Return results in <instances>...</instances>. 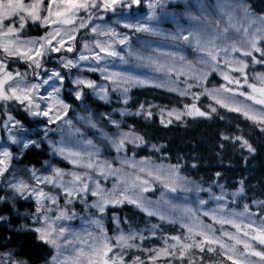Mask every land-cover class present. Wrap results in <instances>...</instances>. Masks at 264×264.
<instances>
[{
	"label": "snow or ice",
	"instance_id": "1",
	"mask_svg": "<svg viewBox=\"0 0 264 264\" xmlns=\"http://www.w3.org/2000/svg\"><path fill=\"white\" fill-rule=\"evenodd\" d=\"M168 0H148L147 6L151 10L147 19L149 21L156 19V9L163 8L167 4ZM141 0H47V7L44 5V0H0V51L4 54V59H0V102L5 105V112L7 104L9 102L19 103L25 111L32 116H43L47 118L48 124H56L58 121L62 124L69 126L70 132L80 134L79 129H74L71 120H65L68 112V105L58 98L60 89L56 86H52V91L48 93V96H42L38 93L43 85L49 83L53 78L63 81V77L59 72L53 71L51 76L47 79H43L41 84L27 83L26 73L22 74L19 71L13 73L8 71V59H18L22 62H26L29 68L35 70L43 67L42 59L49 55V53L60 52L65 47L66 40L68 42L76 39V33L79 29L89 27L91 21L96 18V11L100 12H115L117 7L129 8L132 5H139ZM189 7V6H186ZM201 17L204 20L208 19V13L204 5H199ZM239 10L242 12L245 23H235L234 14ZM85 13L81 16L80 13ZM222 16L226 17L227 26L222 30L220 29V21L216 22V27L212 31L203 27H194L191 29H184L180 25L179 20L174 16L176 20L177 32L171 36L174 40H182L183 42L193 45L194 50L202 53L200 63L208 65L213 71H216L221 61L229 68L230 72H239L243 78L244 84L251 90L250 93L238 91V88L228 87L221 85L219 88L207 89L197 94L192 93L193 87H201L203 81L207 79V73L200 72L191 65H181V70L176 72L175 65H164L159 63L158 60L153 57H144L138 53H134L129 49L130 55H136L137 59L147 60L151 64L156 65L157 71H166V75L169 77L176 73L177 81L159 80L149 81L146 79H139L131 76H126L121 73L112 72L104 75V79L110 81L115 85L114 91L122 89L123 93L129 91L130 85L136 86H151L157 88H166L168 91L177 92L180 96H191L193 103L191 105L186 104L184 111H178L176 109L167 111L166 115L169 118L174 117L176 120H180L183 116L189 117H206L211 118V114L216 113V107L209 106L210 111H202L196 104V101L200 99L201 95H207L210 99L215 101V104L222 108H227L228 111L238 112L246 119L253 121L258 126H261V131H264V73H258L254 79L258 81L259 86L256 83L248 82V75L246 69L249 67V63L245 57H251V63L261 64L264 63V59H258L255 53H258L260 57L264 58V47L261 46L264 43V16H255L247 5L237 4L230 11L221 9ZM185 15L193 21H199L201 17L192 15L190 11L185 12ZM99 19H103L100 16ZM29 22L39 23L42 27H51V31H48L43 37L21 39L20 34L25 30ZM78 25V27L76 26ZM123 27L134 30L135 32H149L153 35H162L157 32L152 26L147 23H124ZM234 31L237 34V39H233L229 32ZM93 34L107 36L109 41H95V47L104 53L105 56L117 57L121 60L124 59L120 56V53L113 46L118 43L120 45L129 44V36L121 35L113 28L103 29L100 25L91 27ZM185 32L187 34H185ZM55 41V44H53ZM84 49L89 50V44H84ZM68 52L73 51L72 46H68L66 49ZM233 53H239V57L233 55ZM175 60L177 58L175 53H168ZM104 57L99 53H94L91 59L99 62ZM179 60L183 61L184 56L180 55ZM89 56L80 55L79 60H88ZM62 66L65 68L77 67V62L72 59H66L61 57ZM187 67L188 72L184 71ZM88 71H97L96 67H89ZM101 73L106 72L105 68H100ZM190 73V75H189ZM227 85H241V79L232 77L229 72H221ZM180 76H185V87L180 89L178 87V81ZM35 77L39 78V73H35ZM194 80L195 83H188V80ZM77 86L83 85L87 88H92L96 91L100 99L107 98V88L101 85H97L95 82L77 78L73 81ZM224 93H230L231 96H225ZM244 96L247 100H251L253 104L260 105L259 110L252 108L249 105L237 104L232 100L235 95ZM81 91H76V99L81 98ZM47 102V106H41L40 102ZM127 103V99L124 100ZM141 111H138L136 115H140L144 112V106H140ZM127 113L121 112V115ZM146 118H151L152 112H144ZM165 110L161 109V123L167 126L172 120L168 119L167 122L163 119ZM109 120L116 129L117 132L113 135H109L103 130V128L95 122L91 116L80 117L81 120H86L87 124L97 130L99 137L102 140L110 143L117 152L124 149L126 143L136 144L137 142L143 143L140 136L134 132L120 131V122L112 120L110 117H105ZM9 124L12 127H9ZM4 127L8 130V139L13 143H21L15 135H12L13 127H20L19 121H15L11 115L7 116L4 121ZM51 129L45 130V136ZM82 135V134H81ZM224 139H229L225 136ZM235 140L242 142V147H247L249 151H253L251 145L241 136L235 137ZM90 151L87 153L76 150L74 147L67 146L63 141L53 145V154L60 155L67 159L69 163L77 167H83L89 170L97 171L99 175H118L120 169H114L108 162L100 163L93 158L98 156L99 149L93 143L92 140H85ZM30 144H36L35 141L23 142V147L28 148ZM38 147L39 145L36 144ZM89 157L87 162L83 161V156ZM13 159L12 153L3 148L0 150V177H3L5 173L9 171L11 160ZM123 164L131 168H138L140 173H145L149 177H153L157 181L163 184V187L168 192H176L178 187L182 190L192 192L204 191V189L196 187L189 188L180 184L182 178L178 176V166H172L165 173L160 167L153 169L146 168L143 165L145 161L135 163L124 159L121 161ZM51 173L49 175H41L36 170L30 169L33 180L36 181V187H31L23 180H10L7 182V187L12 190L16 196L22 198L25 197V193L35 197L36 201V214H34V220L40 224V227L26 228V230L35 231L38 234V239L43 243L49 245L55 250V254L51 257L50 264H145V261L139 256H135L131 261L125 260V254L129 249H140L138 244H135L136 239L144 240L145 237L139 231H129L124 233L120 231L118 235L109 237L103 229V225L100 219L93 218L90 223L95 225L99 229L97 235H93L89 232L88 239H81L76 236L73 239H69L66 236L68 229L63 226H56L55 222L47 216L48 209L45 208V201H50L52 204L57 203V198L49 193L45 192L39 185H52L53 187L62 188L64 194L70 199L66 200V203H72L71 198H75L81 194L91 193L92 196L98 197V199L91 205L90 208H95L99 213L103 214L106 210V206L112 205L113 207L120 206L125 202L132 204L142 212H145L149 217L158 216L161 221L167 220L169 223H176L177 220L173 216V213L179 211L190 219L197 221L195 224L181 223V227L187 230L188 235L184 237L172 236L168 239L173 243H165V246L160 249L144 250L149 252V264H156V261L164 256L178 259L182 262L187 261V264H197L193 255V250H199L203 253H217L223 256L225 259L230 260L231 264H264V217L260 218V223L257 224L255 220L251 219L253 213L249 212L248 205H245L244 212L241 213H229L224 215L225 207L223 203H218L217 209L210 211H203L202 215L210 217V219L221 225H231L236 229V233H229L227 231H220V235H216V229L212 224H204L198 220L197 211L191 207H180L172 204L167 199H163V203L168 205L169 212L165 213L159 204L161 202H152L143 197L142 193L150 190L149 181L142 179L139 174L134 179H124L120 177L118 184L122 183L123 188L113 187L112 192H108L100 187L98 181H93V177L88 173L80 174L77 172L65 173L59 167L54 165L49 166ZM219 175V174H218ZM70 176L71 180L65 181L64 177ZM90 181L94 183V187L90 185ZM243 183V182H241ZM139 189V191H136ZM244 191L243 187L239 189V192L233 193V196L239 195ZM163 197V194H162ZM8 199L5 196H0V201ZM212 199L217 202L225 200V195H213ZM207 201L201 199L199 204L204 206ZM264 205V201L258 202ZM248 214V221L244 222L239 219ZM74 215V214H73ZM73 216L69 215L66 210H61L56 216V220L72 219ZM6 219L0 217V221ZM117 220V217H113ZM157 225H152V228H157ZM155 233H153L154 235ZM199 237V239H197ZM243 237V238H241ZM232 241L233 243L226 242ZM114 241V242H113ZM80 245V246H76ZM242 245L241 251L238 246ZM257 245L260 249H257ZM118 249V251H114ZM69 253V254H66ZM256 259H252V258ZM202 261V257L200 258ZM0 264H25V262L12 259L11 253L0 254ZM171 264V260H169Z\"/></svg>",
	"mask_w": 264,
	"mask_h": 264
},
{
	"label": "rangeland",
	"instance_id": "2",
	"mask_svg": "<svg viewBox=\"0 0 264 264\" xmlns=\"http://www.w3.org/2000/svg\"><path fill=\"white\" fill-rule=\"evenodd\" d=\"M29 2V0H26ZM148 0H141L139 5H132L133 8L131 9H116L115 12L111 11L108 12H99L96 13V18H94L89 27L84 29H79V31L75 34L76 39L74 41L68 42L66 40L65 47L60 52L56 53H49V55L45 56L42 59L43 67L41 69L33 71V69L29 68L26 62H22L18 59H8V71H12L13 73L19 71L20 73H26V82L27 83H36L41 84L43 79H47L51 76L53 71L59 72L60 75L63 77V81L57 80L53 78L49 81L48 84L43 85L40 88L38 93L39 95L48 96V93L52 91V86H56L60 89L58 93V98L62 100L65 104H67L68 112L65 117V120H71L72 126L74 129H79L80 134H75L74 132H70L69 126L67 124H62L61 122H57L56 124H48L47 118L43 116H32L27 111V117L29 120L33 121V127H26L24 123L19 121L20 127H13L12 128V135H15L21 143L13 144L9 139V132L4 127V121L7 119L8 115H11L10 112H5V105L2 106L3 102H0V150L3 148H7L13 155V159L11 160L9 171L5 173L3 177H0V193L2 194L3 191L8 192L11 194L12 197L18 198L20 200H24L30 202L33 205V209L30 211H19L18 217L19 221L21 222V227L23 229L26 228H36L40 227L41 225L36 223L34 220V214H36V201L35 197L31 196L28 193H25L26 198H22L20 196H16L11 189L7 187V182L10 180H23L31 187H36V181L33 180L30 169L36 170L41 175H49L51 173L50 165H54L62 169L65 173L68 172H77L80 174L88 173L93 177V181H98L100 187L108 192L113 191L114 185L117 188H123L124 185L122 183L118 184V179L123 177L124 179H134L137 174L141 176L142 179H146L149 181L150 190L147 192H143L142 195L147 200L152 202H161L159 207L165 212H169L168 205L164 204L162 201L163 199H167L172 204H175L180 207H191L193 210L197 211L198 213V220L202 221L204 224H212L213 228L216 229V235H220V231H227L229 233H236V229L233 228L231 225H224L221 228V225L214 223L210 217H206L202 215L203 211H210L217 209L218 203H223L225 207L224 215H228L229 213H241L244 212L245 205H248L244 202L241 198V195L233 196V193L239 192V188L235 191H230L227 188H223V186L218 182L213 183H199L193 180L191 177L185 176L182 172L178 170V176L181 179L180 184L184 187L189 188H202L204 191L196 192H188L182 190L181 187L177 188L176 192H168L163 187V184L160 181H157L153 177L147 176L145 173H140L138 168H131L127 165L123 164L121 161L127 159L129 161L139 163L141 161H145L146 163L143 165L146 168L155 169L160 167L165 173L167 170L172 167L173 165L164 162L162 160L151 159L143 154L136 155V151L138 147L142 145H146L148 148H152L153 146L143 143L137 142L136 144L133 143H126L125 147L122 151L117 152L116 149L107 141L102 140L99 137L97 130L92 129L86 122V120H81L80 117H89L91 116L92 119L97 122L105 132L109 135H113L117 132V129L109 123V120L105 117H110L112 120L119 121L116 117L115 113L120 114L121 112H125V109L122 107L125 99H128L129 91L125 94L123 93L122 89L114 91L115 85L112 84L110 81L105 80L103 77L112 72L121 73L126 76H131L139 79H146L149 81H159V80H168L171 79L172 81H177L176 73H173L170 77L166 75V71H157L156 65L149 63L147 60H140L137 59L136 55H130L129 49H131L134 53H138L144 57H153L154 59L158 60L159 63L164 65H175L176 72L181 70V65H191L195 69L200 72L207 73V79L203 81V85L201 87H193L192 93H201L204 91L205 88L207 89H215L219 88L221 85H226L232 88H238V91H242L245 93H250L251 90L247 87L246 84L243 82V78L239 72H230L229 68L223 63L220 62L219 67L216 71H213L212 68L208 65L200 63L202 53L197 52L194 50V46L183 42L182 40H174L171 38L177 32V24L176 20L173 19L175 16L176 19L179 20L180 25L184 27V29H191L194 27H203L207 28L209 31H212L216 27V22L220 21V29L222 30L224 27L227 26L226 24V17L222 16L221 9L225 11H230L233 7L237 4L247 5L249 7L248 2L245 0H168L167 4L163 8L156 9V19L149 21L147 19L148 15L151 13V10L147 6ZM204 5L206 7L208 13V19L204 20L201 17V12L199 10V5ZM44 5L47 7V0H44ZM137 6H141V9H138ZM189 6V7H186ZM250 9V8H249ZM95 11V10H94ZM190 11L192 15L197 17H201L199 21L190 20L186 15L185 12ZM251 11V10H250ZM252 12V11H251ZM255 16H264L263 12H252ZM81 16H84L85 13L81 12ZM100 16H103V19H99ZM235 23H245L242 12L237 10L234 14V21ZM124 23H147L152 26L157 32L162 33V35H153L149 32H135L132 29L123 27ZM36 25L39 26L42 31L38 33H30L25 34L21 33V39H30V38H37L43 37L48 31H51L52 26L42 27L38 22L32 23L29 22L28 26ZM95 25H100L101 28H113L115 31L121 35H128L129 36V44L128 45H120L118 43L114 44L113 46L115 49L120 53V56H123L124 59L121 60L119 56L117 57H110L105 56L104 53L100 52L98 48L95 47V41H109L111 42L110 38L107 36H101L97 34H93L91 32V27ZM78 27V25H76ZM185 34H187L185 32ZM229 35L233 39H237V34L234 31H230ZM89 44V50L84 49L85 43ZM55 44V41H53ZM68 46L73 47V51L68 52L66 49ZM264 47V43L261 44ZM94 53H99L102 57H104L99 62L91 59V56ZM168 53H175L177 58L174 60L172 56L167 55ZM80 55L89 56L88 60L81 61L79 60ZM184 56V60H179V56ZM234 56L239 57V53H233ZM258 59H264L259 56L258 53H255ZM61 57L66 59H72L73 61L77 62V67L72 68H65L62 66ZM4 54L0 51V59H4ZM249 63V67L246 69L248 75V82L249 83H256L259 86L258 81L254 79L255 75L258 73H264V63L255 64L251 63V57H245ZM89 67H96L97 71H88ZM100 68H105L106 72L101 73L99 71ZM184 71L187 73L188 69L185 67ZM39 73V78L35 77V73ZM91 72L95 74V77L91 75ZM221 72H229V74L234 78L241 79V85H227V82L224 80ZM212 74H215L220 82L219 84H207L208 77ZM190 75V73H189ZM77 78H82L86 80H90L95 82L97 85H101L107 88V98L100 99V96L97 95L96 91L92 88H87L83 85L77 86L73 83L74 80ZM185 76H180L178 83V87L183 89L185 87L184 84ZM70 84L69 86L66 85ZM188 83H195L194 80L189 79ZM136 85H130L131 87H135ZM138 87V86H137ZM86 89V91L91 95L92 99L97 100L102 103H110V110L108 112H95L93 111L92 106L89 103H86L85 97L83 95L82 90ZM165 89L166 88H160ZM70 92V95L76 99L75 92L81 91L82 95L79 101V104L76 107H72L68 101L64 98V92ZM168 91V90H167ZM174 92V91H171ZM177 93V92H175ZM178 94V93H177ZM225 96H231L230 93H224ZM190 96V95H189ZM208 98L209 103L205 105V108L210 111L209 106H213L216 108H221L219 105L215 104V101L210 99L209 96L205 95ZM191 97V96H190ZM232 100L237 104H245L249 105L254 109L259 110L261 108L260 105L253 104L251 100H247L244 96L235 95L232 97ZM40 102V101H38ZM16 103V102H14ZM42 108L47 106V102H40ZM19 104V103H17ZM20 105V104H19ZM20 109L24 110V108L20 105ZM161 109L165 110V114L163 116L164 120L172 119L175 120L174 117L169 118L167 117V111L176 109L178 111H184V108L179 107H168V106H160L155 107V105L150 104L144 107V112L146 111H153L157 112V118L161 121ZM227 109V108H225ZM138 112V111H136ZM142 112V113H144ZM12 116V115H11ZM243 116V115H242ZM13 117V116H12ZM183 116L181 119H183ZM244 117V116H243ZM14 118V117H13ZM245 118V117H244ZM15 121H18L14 118ZM251 121V120H250ZM120 122V121H119ZM253 122V121H251ZM254 123V122H253ZM256 124V123H255ZM9 127H12L9 124ZM51 129V131L47 132V136H45V130ZM120 131L129 132L130 130H126L125 128L121 127ZM132 132V131H131ZM82 134V135H81ZM136 134V133H135ZM138 135V134H136ZM42 140L48 146V154L49 159L44 161L42 165L38 168H22L19 167L14 163V160L17 156L16 151L24 149L23 142L26 141H35L37 143L38 140ZM85 140H92L96 147L99 149L98 156L94 157L93 159L103 163L108 162L112 165L114 169H120L118 175H108L107 178L105 176H101L97 171L89 170L83 167H77L73 164L69 163L67 159L60 155L53 154V145L63 141L67 146L74 147L76 150H81L85 153L90 151L89 147ZM32 145V144H30ZM29 145V146H30ZM155 149H159L160 146H154ZM89 157L85 154L83 156V161L87 162ZM65 181L71 180L70 176L64 177ZM92 187H94V183L92 181L89 182ZM45 192L53 195L57 198V203L52 204L50 201H45V208L48 209L47 216L55 222L56 226H63L68 229L66 236L69 239H73L76 236H79L81 239H88V233L91 232L94 236L99 233V229L93 224L90 223V220L93 218H98L101 220L104 232L109 237H114L119 234L120 231L124 233H128L129 231H135L131 226L128 225H121L120 221L114 220L113 217H117L116 214H112L111 216L106 215L104 212L103 214L99 213L97 209L90 208L88 205L93 204L98 197H94L91 193L81 194L76 196L72 199V203H66V200L70 199L67 197L62 188L53 187L52 185H39ZM136 191H139L137 189ZM225 195V200L222 202H217L216 200L212 199L213 195ZM163 194V197H162ZM205 200L207 203L204 206L199 204V200ZM126 203V202H125ZM128 204V203H126ZM132 205V204H129ZM112 205L106 206L110 207ZM134 208L138 209L134 205ZM248 209L250 213L255 214L254 208L248 205ZM61 210H66L69 215H72V219H65V220H56V216L59 214ZM105 210V211H106ZM140 210V209H138ZM141 211V210H140ZM142 212V211H141ZM145 213V212H144ZM74 214V215H73ZM146 214V213H145ZM147 215V214H146ZM173 216L177 220L176 223L178 226H181V223L187 224H195L197 221L190 219L188 216L184 215L183 213L177 211L173 213ZM155 217V216H154ZM158 217V216H156ZM263 217V216H262ZM159 218V217H158ZM260 218L257 214L252 215L251 219L255 220L257 224L260 223ZM113 222V226L107 227L108 220ZM239 219L247 222L249 217L248 214H245L244 217H240ZM167 222V220H165ZM184 232L181 234L169 235L167 238L162 239L159 245L152 249H160L165 246V243L168 244L173 243L170 237L172 236H180L184 237L188 235L187 230L182 228ZM141 233H144L142 228L138 230ZM35 232V231H33ZM37 238L38 234L35 232ZM243 238V237H241ZM199 239V237H197ZM226 242L233 243L232 241ZM114 242V241H113ZM49 246V245H48ZM77 247L80 245H76ZM50 247V246H49ZM257 249H260V246H256ZM238 248L242 251L243 246L239 245ZM51 249V256L47 262L44 264H50L51 257L55 254V250L50 247ZM114 251H118V249H114ZM4 253H11L12 259L17 261H22L13 251H0V254ZM69 254V253H66ZM163 257V256H162ZM256 259V258H252ZM127 261V260H126ZM23 262V261H22Z\"/></svg>",
	"mask_w": 264,
	"mask_h": 264
},
{
	"label": "trees",
	"instance_id": "3",
	"mask_svg": "<svg viewBox=\"0 0 264 264\" xmlns=\"http://www.w3.org/2000/svg\"><path fill=\"white\" fill-rule=\"evenodd\" d=\"M253 12L264 13V0H245ZM141 9V6H137ZM42 29L36 25H30L22 33H40ZM95 77V74L91 72ZM220 80L212 74L208 77L207 84H219ZM69 86L70 84H67ZM127 103L122 107L127 115L120 116L115 113L120 121L121 127L130 130L142 138L147 145L138 147L136 155H145L151 159L162 160L173 166H178V170L185 176L191 177L199 183H220L223 188L235 191L243 187L240 193L245 203L254 208L255 214L264 217V205L258 202L264 201V131L261 126L244 118L238 112H231L225 108H216V113L211 114V118L189 117L180 120H172L165 126L157 118V112L153 111L151 118H146L141 112L136 115V111H141L140 106L150 104L155 107L168 106L184 108L186 104L191 105L193 100L190 96H180L179 94L165 89L151 86H135L129 89ZM86 103H89L95 112H108L110 103H102L92 99L91 95L82 90ZM199 94V93H197ZM64 98L73 107L79 101L64 92ZM209 103L205 95H201L196 101L197 106L208 112L205 105ZM4 103H2V106ZM7 111L18 121L24 123L26 127H33V121L29 120L25 110L20 109V105L14 102L7 104ZM168 120V119H167ZM165 120V122H167ZM229 137L224 139L223 137ZM241 136L251 145L253 151L247 147H242V142L235 140ZM36 144L39 146L37 147ZM36 144L28 148L16 151L17 156L14 163L22 168H38L49 159L48 146L44 141L38 140ZM159 145V149L154 146ZM219 174V175H218ZM243 182V183H241ZM2 191V190H0ZM0 196L8 199L0 201V217L6 219L0 221V251H13L25 264H44L51 256L50 247L39 240L35 232L23 229L19 221V211H30L33 205L30 202L12 197L10 193L3 191ZM107 217L116 214L121 225L131 226L135 231L142 228L144 240L136 239L135 244L140 249H129L125 254V260L131 261L135 256L141 257L145 264H149V252L151 248L159 245L162 239L169 235L182 234L184 230L181 226L168 221H161L158 217H149L144 212L134 208L129 204L107 207L105 211ZM113 222L109 219L107 227H111ZM152 225L158 227L153 229ZM153 233H155L153 235ZM219 251V250H218ZM217 253H201L193 250L197 264H231ZM203 258L202 261L200 258ZM182 264L178 259L171 257H160L156 264ZM183 264H187L184 261Z\"/></svg>",
	"mask_w": 264,
	"mask_h": 264
},
{
	"label": "water",
	"instance_id": "4",
	"mask_svg": "<svg viewBox=\"0 0 264 264\" xmlns=\"http://www.w3.org/2000/svg\"><path fill=\"white\" fill-rule=\"evenodd\" d=\"M131 8H133V6H131V7H129V8H125V9H131ZM117 9H123V8H121V7H117ZM96 11V13H99L100 11H97V10H95ZM111 11H108V13H110Z\"/></svg>",
	"mask_w": 264,
	"mask_h": 264
}]
</instances>
